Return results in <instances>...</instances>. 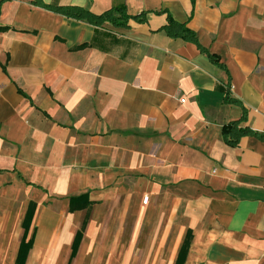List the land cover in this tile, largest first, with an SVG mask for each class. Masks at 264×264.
I'll use <instances>...</instances> for the list:
<instances>
[{"label":"crops","instance_id":"0c3cea01","mask_svg":"<svg viewBox=\"0 0 264 264\" xmlns=\"http://www.w3.org/2000/svg\"><path fill=\"white\" fill-rule=\"evenodd\" d=\"M117 6L127 23L98 18ZM234 121L252 131L236 146ZM17 190L0 264H16L29 208L24 264H264V0L1 3L0 193ZM130 204L149 224L132 247Z\"/></svg>","mask_w":264,"mask_h":264},{"label":"trees","instance_id":"16d2710c","mask_svg":"<svg viewBox=\"0 0 264 264\" xmlns=\"http://www.w3.org/2000/svg\"><path fill=\"white\" fill-rule=\"evenodd\" d=\"M5 1H9V0H0V4L5 2ZM33 3L40 5L41 4V0H32ZM124 6H117L114 7L108 11H106L105 13H103L101 16H99L98 18H100L101 20H111L112 22H114L115 24H125L127 23V21L131 18V16L129 14H127L126 10L124 9ZM55 9L65 15L68 16H75V17H79L81 19H87L91 17V13L83 10V9H79V8H72V7H55ZM119 12L121 15V18H123L125 21L122 22H118V17L114 16V12ZM134 18L139 19V20H143L142 17L139 16H134ZM164 30L170 35V36H180L192 41L197 42L196 39V34L194 33V31L188 27L186 25V23H181L178 22L176 19H174L171 15H168L167 18V23L166 25L163 27ZM212 58L218 62L217 58L214 55H211ZM231 101V99H229ZM241 121H234V122H230L229 124H226L223 126L222 128V134L224 137V140L232 146H236L239 143V140L242 136L252 133V131L248 128H243L240 125ZM84 197H87V195H80V196H74L71 198V200H81ZM34 215V209L33 208H29L25 220H24V227H25V233L21 242V246H20V250H19V255H18V259L16 264H24L25 263V259L27 256V253L29 251V249L32 247L33 245V240H34V236H35V232L33 233L32 237L30 238L29 241H27V234L29 232L30 229V225L32 222V218ZM82 237V233L79 232L76 236L75 242H74V247H73V255H75L76 253V249L79 245L80 239Z\"/></svg>","mask_w":264,"mask_h":264},{"label":"rangeland","instance_id":"374dc122","mask_svg":"<svg viewBox=\"0 0 264 264\" xmlns=\"http://www.w3.org/2000/svg\"><path fill=\"white\" fill-rule=\"evenodd\" d=\"M22 195H24V192L22 190H17L15 193L12 192H1L0 193V212L6 211V209H10V206L7 203V200L10 199V197L15 198V203L13 205V210L18 212L20 211L21 207V200H22ZM7 198V199H6ZM90 212V210H89ZM103 212L102 214H105L106 211L104 209L101 211ZM137 207L135 204H130V215H129V220L126 222V227L127 229V240L131 242V247L135 245L136 241L139 242L140 237H136L137 231L139 228H144V227H149V224L145 223H139L137 222ZM105 228H108V225H111L110 221H103L102 222ZM125 224V222H124ZM45 234L42 235L43 239H45Z\"/></svg>","mask_w":264,"mask_h":264},{"label":"built area","instance_id":"2783aa9c","mask_svg":"<svg viewBox=\"0 0 264 264\" xmlns=\"http://www.w3.org/2000/svg\"><path fill=\"white\" fill-rule=\"evenodd\" d=\"M148 200H149V196H146V197L144 198V202L147 203Z\"/></svg>","mask_w":264,"mask_h":264}]
</instances>
